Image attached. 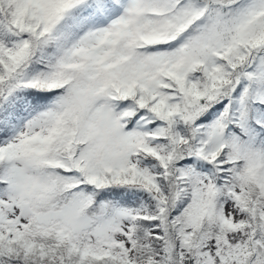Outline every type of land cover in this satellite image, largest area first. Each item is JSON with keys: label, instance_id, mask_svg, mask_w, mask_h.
Wrapping results in <instances>:
<instances>
[{"label": "snow or ice", "instance_id": "6c2138e0", "mask_svg": "<svg viewBox=\"0 0 264 264\" xmlns=\"http://www.w3.org/2000/svg\"><path fill=\"white\" fill-rule=\"evenodd\" d=\"M0 264H264V0H0Z\"/></svg>", "mask_w": 264, "mask_h": 264}]
</instances>
